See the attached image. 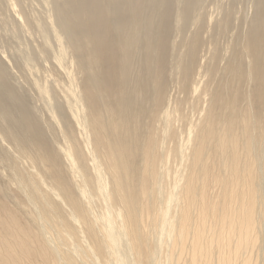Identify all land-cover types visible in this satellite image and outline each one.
Returning <instances> with one entry per match:
<instances>
[{"label":"bare ground","instance_id":"bare-ground-1","mask_svg":"<svg viewBox=\"0 0 264 264\" xmlns=\"http://www.w3.org/2000/svg\"><path fill=\"white\" fill-rule=\"evenodd\" d=\"M246 1L0 0V264H264Z\"/></svg>","mask_w":264,"mask_h":264},{"label":"rangeland","instance_id":"rangeland-1","mask_svg":"<svg viewBox=\"0 0 264 264\" xmlns=\"http://www.w3.org/2000/svg\"><path fill=\"white\" fill-rule=\"evenodd\" d=\"M240 1H242L241 3H240V6L242 7V9L241 10H245V12L244 11H240L238 8L236 9V16H238L239 14H238V11H239V13L241 14V16H242V19H243V16H245V15H243L244 13H246V11H248V13H250V11H249V8H247V1L246 0H240ZM240 7V8H241Z\"/></svg>","mask_w":264,"mask_h":264}]
</instances>
